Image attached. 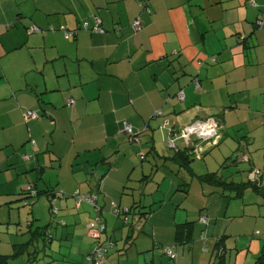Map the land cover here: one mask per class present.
<instances>
[{
  "label": "crops",
  "instance_id": "1",
  "mask_svg": "<svg viewBox=\"0 0 264 264\" xmlns=\"http://www.w3.org/2000/svg\"><path fill=\"white\" fill-rule=\"evenodd\" d=\"M139 1L0 0V108L6 114H19L18 120L8 121L9 127L45 122L50 135L49 140L45 134L38 151L33 146L29 148V153H42L37 159L24 158L22 165L16 159L18 155L12 153L0 161L2 184L9 183L10 175L20 179L18 174L37 173L36 166L41 179L49 168L59 169L61 162L73 167L100 163L91 174L97 176L96 172L102 170L98 180L103 179L101 192L108 191L104 198L108 200L117 192L107 186L108 179L132 165L135 156H146L144 160L140 158L143 162L154 160L159 169L176 165L172 159L175 153L164 150L166 132L159 126L165 119L179 129L194 119L214 116L222 119L219 143L226 137L235 139L233 132L243 130L240 143L242 140L244 148L250 149L254 143L252 132L261 125L260 116L264 114V26L257 28V21L264 17V0H255L254 4L251 0H149L146 10L139 7ZM95 16L101 18L106 33L80 30L67 40L63 33L49 31L62 25L83 28ZM137 18L141 19L140 32L131 27ZM34 27L41 31H33ZM181 92L183 100L178 97ZM71 100L74 104L70 107ZM238 110L245 116L235 122L230 115ZM27 111L40 112V117L26 119ZM250 111L257 115L252 119L254 129H245L250 121L246 112ZM92 120H97L94 123L99 134L83 135V126ZM124 122L140 134V143H128ZM180 141L184 148L182 139L176 143ZM9 145L14 142L9 141L0 151ZM209 147L199 148L198 153ZM231 156L226 155L225 160ZM26 179L32 178L27 175ZM78 180L82 182V177L78 176ZM262 181L261 176V186ZM35 185L39 191L57 188L52 182L46 187H39V182ZM215 187L212 194L224 202L242 198L249 189L255 200L264 202V193L251 188L236 197L238 193L226 185ZM24 189L4 188L0 197L7 204L20 201ZM122 189L124 192L123 185ZM196 223L193 243L178 248L175 261L161 257L159 264H196L197 254L203 252L195 245ZM208 226L201 228L208 242L202 241V236L200 240L204 248L207 246L206 252L212 253L218 247L216 234ZM21 243L16 241L11 253L0 255L13 254ZM224 250H232L227 241ZM154 262L155 258L147 263ZM210 264L217 263L211 260Z\"/></svg>",
  "mask_w": 264,
  "mask_h": 264
},
{
  "label": "rangeland",
  "instance_id": "2",
  "mask_svg": "<svg viewBox=\"0 0 264 264\" xmlns=\"http://www.w3.org/2000/svg\"><path fill=\"white\" fill-rule=\"evenodd\" d=\"M23 113L24 111H21V114ZM248 113L250 121L245 125V129H254L251 126L252 119L257 118V115L251 111L246 112V114ZM230 116L235 122H238L245 116V113L242 110H238V112ZM18 118L19 114H6L0 108V149L9 141L12 140L14 142V145H9L7 149L0 151V161L10 154L16 153L21 160L16 159L23 165L25 155H32L34 159H37V156L42 154L41 152L36 153L35 157L28 150L31 148V140H35L38 143L34 149L36 151L40 149L38 145H40L39 143L45 134H48L49 128L45 126V122L39 121L30 127L8 126V121L18 120ZM94 122H97V120L89 121L83 126V135L99 134L97 125ZM260 122L261 125L256 126L255 131L252 132V142L254 143L250 149L244 148L245 144L242 140L240 143V139L245 135V132L236 130V132H233L235 139L226 137L218 146L210 147L213 149H209L207 155H205L206 151L195 156L196 159L191 162L194 173L196 175H204L217 172L229 182L241 183L250 181L252 184L253 173L259 170L261 172L260 176L263 178L262 185L264 186V114L260 116ZM77 123L80 127L81 124ZM70 129L71 125H68V130ZM159 129L161 130V127ZM164 132L166 131L164 130ZM29 133L32 136L31 139H29ZM123 136L126 135L123 134ZM48 137L50 140L49 134ZM164 140L163 143L166 144V135ZM166 145L164 150H168ZM177 145L179 148H183L181 141ZM197 146L194 148H197ZM45 147H43V150L46 149ZM202 147L204 149L207 146L202 145ZM66 150L62 151L65 159ZM228 154L232 156L229 160H225ZM150 158L152 157L150 156ZM250 158L253 163L252 161L247 162ZM153 161L143 162L139 157L135 156L132 159V165L128 164L123 171L114 173L108 179L107 186L117 192H114L112 196L110 195L108 200H104V198H107L105 193H108L105 190L98 201L97 208L86 200L80 207L77 206V202H80V200H77L73 195L76 191H79L80 194L89 196L90 188L96 190L98 177L103 173L102 170H98L96 173L99 175L93 176L91 172L100 163L93 166L88 165V163H80L79 166L73 167L69 162H61L59 169L49 168L41 179H38L39 171L38 166H36L37 173L24 172L23 174H18L20 179L10 175L8 176L9 183L4 184H2L1 175L3 171L0 170V193H2L4 188L17 190L20 186H23L27 189L29 185H35L37 182L40 184L39 187H46L45 184L52 182L53 185H57L56 189L60 190L63 194L62 196H64L57 200L60 213L59 215H54V218L50 210L51 203L45 194L37 199L29 200L32 205L27 206L22 201L15 200L7 204L4 197H0V252L11 253L13 244L18 240L23 244L25 243L27 237L19 232L24 229L26 231L30 229L28 221H33L31 218H35L32 229H36L35 227L39 225L44 227L53 219L51 234L55 239L51 240L48 245L40 242L39 247L41 250L38 251L36 257L31 248L29 250L30 254L26 252L10 264H24L25 261L32 264H92L87 261V255L92 253L97 243L89 237L88 224L92 219H96L98 215L102 214L108 224L107 233L102 234L101 237V240L105 242L103 244H107L106 247L109 249V257L106 264H149L147 262H150L153 258H155L154 263L159 264L161 257L171 262V259L162 254V248L174 245V224L183 220L197 221L195 245L196 248L200 246L203 252L197 254L196 264H199V261H202L201 264H210L211 260H213L214 250L212 253L211 251L206 252L204 243L200 240L202 224L199 219L201 215H205L209 217L211 223L208 224V229L211 227V230L216 234L215 240L217 237L224 236L225 233L234 235L225 239V242H228V247L232 249L226 252L227 264H255L256 257L264 246V239L254 238L257 231L264 234V202L259 203L255 200L253 191L250 189L244 193L242 198H235L230 202L221 201L215 194H212L216 191L215 185L200 183L184 169L178 172L176 165L173 166L174 168L170 165L171 168L169 169H159L155 165V161L153 165ZM84 167H86V170H83ZM251 168L252 170H250ZM73 169H75V172H73ZM123 172L122 179L120 175ZM24 174H26L25 177L23 176ZM27 175L32 179L27 180ZM78 176L82 177V182L78 180ZM185 184H189L187 191L184 190L187 188ZM122 185L127 186L124 193ZM135 202H141L152 209V214L145 225V230L146 233L152 234L161 243V245L159 243L160 249H153L152 237L140 233L138 228L134 233L137 237L135 246L127 252L123 250L128 229L124 226L122 220L124 216L122 215V218L118 219L113 214V207L120 206L123 213L125 209ZM99 207L102 208L101 213L98 210ZM28 235L30 239L32 233L29 232ZM108 237L116 243L110 244ZM210 237H212V234H210ZM176 253L178 256V251ZM44 254L46 255L44 256ZM185 260L189 261V259Z\"/></svg>",
  "mask_w": 264,
  "mask_h": 264
},
{
  "label": "trees",
  "instance_id": "3",
  "mask_svg": "<svg viewBox=\"0 0 264 264\" xmlns=\"http://www.w3.org/2000/svg\"><path fill=\"white\" fill-rule=\"evenodd\" d=\"M148 1L149 0H140L139 1V7L142 10H146L145 8H147L148 6ZM252 1V0H251ZM98 17L95 16L93 18V20ZM100 20L101 18L98 17ZM261 19V18H260ZM259 19V20H260ZM93 20L91 22H89L90 24L93 23ZM102 21V20H101ZM258 22V21H257ZM139 23L140 27L141 26V19L137 18L133 23H132V29L133 26ZM84 25V24H83ZM63 27H65L67 30H76V29H69L66 26L62 25ZM58 27V28H54V30H50L49 31H58L64 34L65 37V33L63 31L60 30V28L62 27ZM103 27V25H102ZM104 28V27H103ZM258 29H262L259 28L257 25ZM105 30V29H104ZM134 30V29H133ZM135 31V30H134ZM141 29L139 31H135V32H140ZM88 32V31H87ZM90 33V32H89ZM106 33V30H105ZM93 34V33H91ZM76 36V35H75ZM66 38V37H65ZM67 39V38H66ZM71 39V38H70ZM69 40V39H67ZM194 82H197V78L193 79ZM184 93V92H183ZM37 113L38 118L40 117V114L37 111H32ZM155 116H160V112H156ZM37 119V118H34ZM218 121L220 122L221 120H219V118H217ZM166 120V119H165ZM164 120V121H165ZM164 121L160 124L159 127H161L164 123ZM170 122V121H169ZM125 124H128L129 126H131L132 128V133H126L124 131V126ZM222 129V127H221ZM161 130H165L166 131V139L168 140V131L166 129H162ZM123 132L124 134L127 135L128 138V143L129 144H136V143H140L141 141V137L140 134L134 130L133 126L131 124H129L128 122H124L123 124ZM220 137H221V130H220ZM221 139V138H220ZM219 139V141H220ZM219 141L215 146H212L213 148L219 145ZM177 142V141H176ZM185 143V142H184ZM167 144V141H166ZM37 145L35 140H31V146H33V148ZM177 146V143H176ZM167 149L171 152L175 153V156L172 158L173 161L176 162V166L178 167V172H180L182 169H184L185 171L188 172V174L191 177H195L200 183H207V184H212V185H226L229 187V189L233 192H237L238 196L236 197H240L243 192L245 190H247L248 188L253 189L255 192L259 193L262 195V193H264L263 190V186H261V176L260 174L258 175L259 178H256V180H254V182L252 184H235V183H227L225 181L222 180V177H220V175L217 172H213V173H208V174H204V175H196L191 167V162H193L196 159V149L195 148H188L186 146V144H184V148L180 149L178 148V146L176 147V149H172L170 148L168 145H166ZM210 148V147H209ZM209 148L207 149V152L205 153V155H207L209 153ZM194 149V150H193ZM30 156V159H33L34 157L32 155H28ZM34 156L36 157V154H34ZM146 156L141 155V159L144 160ZM175 159V160H174ZM230 159V158H229ZM158 167H160L158 165ZM102 178L99 179L96 183V190H91L89 196H85L80 194L79 191H76L73 195V197H75L77 200H80V202H77V206H81V204L86 200H92V205L95 206L97 208L98 206V201L101 197L100 193L101 192V184H102ZM253 180H251L252 182ZM187 186L186 189H184L185 191H187L189 184H185ZM250 185V186H249ZM32 191H29L28 189H24L21 192V196H20V201L23 202V204L25 206L27 205H32V203L30 204L31 199H37L38 197H40L41 195L45 194L47 195L49 201H50V210H51V214L53 215L52 217L54 218V215H59L60 213V208L58 207V201L60 198H63L64 196H62V192L60 190H57L56 188L54 189H47L46 191H39L36 187V185H31ZM124 188L126 189L127 186H124ZM34 191V192H33ZM124 193V192H123ZM94 200V201H93ZM35 202V201H34ZM99 212H102V208H98ZM113 214L118 218H122L121 216L123 215L124 218L123 223L124 226L128 229L127 230V234H126V239H125V246H124V251L127 252L129 251L136 243V239L137 237L134 235L135 230H137L139 228V232L142 234H147L149 236L152 237L153 239V249H160L159 246V241L156 240V238H154V236L151 234L146 233L145 230V225L146 223H148L149 218L152 214V209L150 208V206H146L144 204H142L141 202H136L133 203L132 206H130L129 208L125 209L124 212H121V208L119 207H113ZM205 216V215H204ZM203 215L200 216V219L202 217H204ZM208 218V222L206 224L202 223L201 220L199 219V221L201 222L202 225L204 226H208L209 224V217L206 216ZM28 221L30 229L26 231V229L22 230L21 232H19L21 235L27 237V240L25 241V243H21L20 245H17L18 248L17 250L11 254V255H5L2 254L0 255V264H10L12 261L17 260V258L23 256L26 252H28V254H30V249L32 248V250L34 251V255L36 257L38 251L41 250V248L39 247V243L43 242L45 245H48L50 243L51 240L55 239L52 234H51V227H52V222L53 219H51L49 221V223L44 226L41 227V225H39L38 227H35L36 229H32L33 228V223L35 221V218H31ZM95 223L96 226H104L103 232H100V235L97 237H94L92 234V231L90 229V224ZM196 221H192V220H186L184 222H179L176 223L174 226L175 229V244L173 246L170 247H163L162 248V254L167 256L169 259H171L172 261H175V259H177V249L180 248L183 245H190L193 243V228L195 225ZM18 230V229H17ZM108 231V224L106 219H104L103 215L100 214L98 215V217L96 219H92L89 224H88V232H89V237L95 242L96 247L93 249L92 253L87 255V261L92 263V264H106L107 258L109 257L108 253H109V249L106 247L107 244H103L105 243L104 241L101 240L102 234L107 233ZM31 232L32 233V237L29 239V235L28 233ZM18 235V234H17ZM21 235H19V237H21ZM202 238L201 240L204 241L205 243L207 242V238H206V233L205 231L202 232ZM24 237V238H25ZM109 238V237H108ZM227 238V236H223V237H217L216 239V243L215 246L218 247V249L214 252L213 254V261H215L217 264H224L225 263V255H226V251L224 250V244H225V239ZM254 238H259V239H264V234L256 232V234L254 235ZM50 239V240H49ZM110 244H114L116 242H114L112 239H110ZM161 245V243H160ZM205 250L207 251V248L205 247ZM221 250V251H220ZM171 251L173 254L175 253V258H171V255H169V252ZM46 254H44L45 256ZM38 258V257H37ZM36 261V260H35ZM24 264H32L25 261ZM255 264H264V246L262 247L260 253L258 254V256L256 257V262Z\"/></svg>",
  "mask_w": 264,
  "mask_h": 264
},
{
  "label": "built area",
  "instance_id": "4",
  "mask_svg": "<svg viewBox=\"0 0 264 264\" xmlns=\"http://www.w3.org/2000/svg\"><path fill=\"white\" fill-rule=\"evenodd\" d=\"M252 3L254 4L255 1L252 0ZM257 24H258L259 28H263L264 17L261 18L260 20H258ZM133 29L135 31H139L141 29L140 24L136 23L133 26ZM51 30H54V28H51ZM60 30L65 33V37L67 39H70V38L74 37L75 35H77L80 30H85V31H88V32L93 33V34H104L105 33V30L102 27V21L98 17H96L93 20L92 24H90L89 22H85L83 25V28H76V30H73V31L70 30L69 31L65 27L62 26L60 28ZM33 31L40 32L41 30L39 28L34 27ZM178 97L180 100H183L185 98V95L183 92H181L178 94ZM73 104H74V101L71 100L69 103V106L71 107ZM25 118L26 119H34V118H38V115L35 112L27 111L25 113ZM161 128L166 129L168 131L167 145L170 148L176 149V147H177L176 141L178 139H182L188 148H194L197 145H200V146H197V148H195L196 152L198 154V150H199V148H201L202 145L212 147L218 143V141L220 139L221 124L216 117L210 116V117L203 118V119H194L187 126L181 127L179 129H174L172 127L171 123L169 122V120H165L163 125L161 126ZM124 131L126 133H132L131 126H129L128 124H125ZM24 158L26 160H29L30 156L25 155ZM259 174H260L259 171H255L253 173L252 178H251V180H253L252 182H254V180H256V178L258 177ZM27 189L29 191H32L31 185H29L27 187ZM87 201H90L92 203V200H87ZM200 220L204 224H206L208 222V218L206 216L202 217ZM90 229L92 231L93 236L97 237L100 235L101 231L103 232L104 226L98 227L93 222L92 224H90ZM167 253H169V255H171V258L175 257V253L173 254L171 251H169Z\"/></svg>",
  "mask_w": 264,
  "mask_h": 264
},
{
  "label": "water",
  "instance_id": "5",
  "mask_svg": "<svg viewBox=\"0 0 264 264\" xmlns=\"http://www.w3.org/2000/svg\"><path fill=\"white\" fill-rule=\"evenodd\" d=\"M220 124H222V120L220 121Z\"/></svg>",
  "mask_w": 264,
  "mask_h": 264
}]
</instances>
